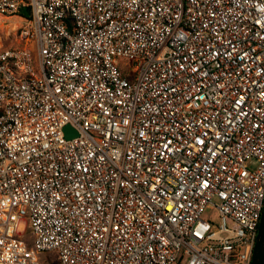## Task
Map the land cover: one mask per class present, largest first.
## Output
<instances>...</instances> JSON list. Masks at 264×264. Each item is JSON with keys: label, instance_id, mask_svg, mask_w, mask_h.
Returning <instances> with one entry per match:
<instances>
[{"label": "built area", "instance_id": "obj_1", "mask_svg": "<svg viewBox=\"0 0 264 264\" xmlns=\"http://www.w3.org/2000/svg\"><path fill=\"white\" fill-rule=\"evenodd\" d=\"M0 16L19 38L0 49V264H251L264 0H0Z\"/></svg>", "mask_w": 264, "mask_h": 264}, {"label": "rangeland", "instance_id": "obj_2", "mask_svg": "<svg viewBox=\"0 0 264 264\" xmlns=\"http://www.w3.org/2000/svg\"><path fill=\"white\" fill-rule=\"evenodd\" d=\"M16 44H19V38L15 33V28H13V25L8 23L7 19H4L0 16V49L15 46ZM121 62H126V60L122 59ZM203 217L212 219L215 222H218L219 220L216 209L211 207H207L205 209V211L203 212ZM20 229L23 238L30 243L33 240V236L31 235L29 228H27L22 223Z\"/></svg>", "mask_w": 264, "mask_h": 264}, {"label": "water", "instance_id": "obj_3", "mask_svg": "<svg viewBox=\"0 0 264 264\" xmlns=\"http://www.w3.org/2000/svg\"><path fill=\"white\" fill-rule=\"evenodd\" d=\"M69 131V126L65 128ZM71 136V135H69ZM257 236L253 249L251 264H264V206L260 217L259 225L257 226Z\"/></svg>", "mask_w": 264, "mask_h": 264}]
</instances>
